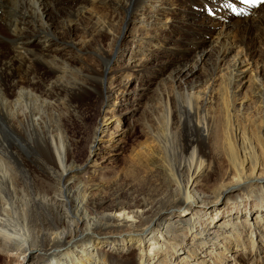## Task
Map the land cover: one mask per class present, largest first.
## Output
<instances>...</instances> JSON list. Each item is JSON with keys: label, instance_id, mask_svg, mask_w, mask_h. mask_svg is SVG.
<instances>
[{"label": "bare ground", "instance_id": "6f19581e", "mask_svg": "<svg viewBox=\"0 0 264 264\" xmlns=\"http://www.w3.org/2000/svg\"><path fill=\"white\" fill-rule=\"evenodd\" d=\"M199 3L211 13L210 0H0V264H225V252L227 264H264V148L239 157L204 102L235 47L241 55L226 66L229 84L248 87L243 102L252 95L264 106V2L222 0V20L198 14L197 27L190 9ZM90 43L103 65L79 54ZM187 54L182 63L174 59ZM115 57L123 63L112 64ZM199 64L203 79H188ZM147 67L155 101L167 108L163 121L143 123L157 176L142 173L154 180L146 195L105 204L108 177L89 186L76 180L91 168L100 177L99 158L74 163L59 120L93 83L105 97L110 82L108 111L141 99L142 92L131 100L124 93L131 74L140 80ZM120 70L124 79L115 83ZM124 136L117 129L109 146ZM233 137L246 139L238 127Z\"/></svg>", "mask_w": 264, "mask_h": 264}, {"label": "rangeland", "instance_id": "374dc122", "mask_svg": "<svg viewBox=\"0 0 264 264\" xmlns=\"http://www.w3.org/2000/svg\"><path fill=\"white\" fill-rule=\"evenodd\" d=\"M221 1L222 0H210L211 5L209 9L211 10V13L208 12L204 3H199L192 6L190 11L195 16L194 21L197 27H200V25L203 23L202 19L198 20V14L206 16L211 20V22L216 24L222 20L220 9L218 8ZM131 6L132 5L129 4L128 9H130ZM175 15L180 16V12H176ZM189 20H192L191 16L189 17ZM176 24L181 25L178 20ZM208 27L214 28L211 27V24H209ZM171 29L175 30L173 28ZM183 31L192 33V28L184 26ZM205 37L209 39L208 36ZM103 43V48H111V44L108 42V40H104ZM86 46L88 47V50L95 54V48L97 47L95 43H90ZM237 49L238 48L235 47L228 48L226 60L223 63H220L218 71H221L216 73L214 86L212 88H208L204 102L208 109V115L215 118L216 123L218 124V129L220 130V134L223 135V137L227 136L222 140L229 142L235 148L238 156L241 157L242 151L244 150L248 151L249 149H252L257 151L264 148V137H255L259 132L263 131L264 133V106L261 102L260 104H254L251 102L249 97L252 95L248 96V100L243 102L242 100L246 99L245 92L248 91V87L244 86L241 88V85H238L236 82L232 87L231 84H229L228 77H230V70L232 67L230 68L229 66H226L232 62L234 57H237V54L241 55ZM90 51H84L79 54L85 56L86 59H97V64L103 65V62L96 56V54L92 57ZM114 56L115 53L113 54V57ZM174 59L175 61L182 63L183 61L191 59V56L190 54H187L183 57H174ZM122 63L123 61L118 60L117 57L113 58L112 60V64L119 65ZM263 64L264 60L260 61V65ZM199 66V70L195 69L196 73L192 74L193 77H188V79L194 78L195 82L203 79L204 75H202V73H205L206 70L201 72V68H204L205 65L199 64ZM262 68L264 69V65ZM153 72L154 70L151 67H147L142 72L140 80L136 79L137 77H134V75L131 74V82L128 84L127 91L124 93V96L127 95L131 100L134 94L142 92L140 94V97L142 98H139L136 102L132 101L125 103L122 101L120 108L117 107L112 112L108 111L115 99L114 94L111 92L112 86L107 80V96L102 97L99 93V90L97 89L96 84L93 83L89 94L84 96L80 102L76 104L75 109L70 110L69 113H65L64 116L59 115L61 116L60 120L58 117L54 118L55 121L59 120V122L65 124L66 126V135L68 137V143L74 158V163L79 164L84 162L83 160L86 161L87 158L93 159L95 156L99 158L100 166L102 167L101 171L103 172L100 177H94L91 173V168L90 171L86 172V174L84 171H81V173H84L85 176L83 177L79 175V179L77 178L76 180L79 181L82 178V180L89 186L108 177V181L111 182V190H109L110 193L106 190L102 197L108 199L105 204L109 203L110 201L122 203L124 200H130L131 195L136 197L146 195L150 185L154 183V180L152 178L150 180L149 177L142 176V173L152 172L154 174L153 178L157 176V174H155L157 169L153 167V160L157 155L156 149L151 148L150 150H145L144 146L150 143V139L145 133L146 128L143 126V123L153 122L155 118L163 121L161 116L164 114L163 110L166 112L167 108L165 106L162 108L159 105V102L155 101L157 100V95H155L156 92L154 91L155 85L151 83ZM120 73L122 75L117 76V78L114 80L115 83L124 79L123 74L125 71L120 70ZM163 87L166 88V85ZM200 88L204 90L203 87ZM232 88L235 90V95L237 97L236 102H234L233 93L231 91ZM203 90H201V95H203ZM240 102H242V105H238ZM157 114H159V117ZM235 125L238 127V129H243L246 139L241 141L234 139V131L237 129ZM117 129H124V142H118L117 147L111 148L109 144H112V135ZM250 135H252V138L248 139ZM247 139L249 141H247ZM247 145L248 148L245 149ZM168 152L170 154L169 158L175 161L176 151L173 143L171 146H168ZM220 155L221 157L217 160L219 161L218 169H220V173L224 174L229 167L224 154L220 152ZM128 192H130V195ZM244 204L245 203L242 205L244 206ZM224 207L225 206L220 208V210L222 211ZM246 210L247 209L242 210V214H239V216L244 218L243 214L246 213ZM186 240L187 242L191 241L190 239ZM225 253V264L231 263V254L227 252ZM179 258L180 257H177L176 260Z\"/></svg>", "mask_w": 264, "mask_h": 264}, {"label": "snow or ice", "instance_id": "6c2138e0", "mask_svg": "<svg viewBox=\"0 0 264 264\" xmlns=\"http://www.w3.org/2000/svg\"><path fill=\"white\" fill-rule=\"evenodd\" d=\"M243 3L251 4L253 3V0H243Z\"/></svg>", "mask_w": 264, "mask_h": 264}]
</instances>
